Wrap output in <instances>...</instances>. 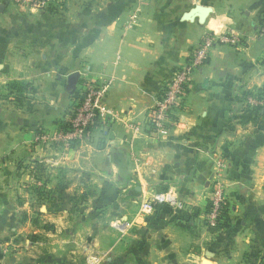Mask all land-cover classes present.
I'll return each instance as SVG.
<instances>
[{"label":"crops","instance_id":"crops-1","mask_svg":"<svg viewBox=\"0 0 264 264\" xmlns=\"http://www.w3.org/2000/svg\"><path fill=\"white\" fill-rule=\"evenodd\" d=\"M263 13L264 0H54L45 11L6 4L0 264H86L90 254L99 264H261L264 111L238 114L235 98L264 94ZM210 32H236L243 45L213 48L176 114L181 125L154 134L147 122L158 95ZM84 81L108 85L104 103L116 118L71 147L51 142L69 128ZM40 172L46 177H32ZM218 177L229 226L212 231L206 209ZM169 189L183 210L142 208ZM51 205L44 218L54 221L53 250L37 241L29 209ZM113 220L131 225L122 232ZM15 235L18 250H2Z\"/></svg>","mask_w":264,"mask_h":264},{"label":"built area","instance_id":"built-area-1","mask_svg":"<svg viewBox=\"0 0 264 264\" xmlns=\"http://www.w3.org/2000/svg\"><path fill=\"white\" fill-rule=\"evenodd\" d=\"M9 3L28 10L45 11L50 9L54 0H0V4ZM259 34L264 35V25L259 29ZM218 45H228L239 49L243 45V36L236 32H210L204 36L189 58L178 66L159 95L147 122L148 127L153 132L158 134L168 131L173 125H180L176 114L183 108L193 75L207 63L212 49ZM107 88L108 85L106 84L93 85L89 84L88 81H84L80 91L81 102L72 110L73 117L70 120L69 129L53 136L51 142H62L66 147H71L75 143L87 139L91 135L92 129L101 122L106 119H115V112L104 103ZM246 105L251 107L264 106V99L249 95L243 103V106ZM209 200L212 208L206 216V225L213 227L216 225L222 205L226 202L224 186L221 183L217 182L214 185ZM161 206H169L176 210L185 208L184 202L177 198L172 189L153 193L150 198L142 202V208L148 212H152ZM113 225L124 232L125 229L130 227L131 223L116 220ZM86 261L88 264H99L100 257L97 254H90L86 257Z\"/></svg>","mask_w":264,"mask_h":264},{"label":"rangeland","instance_id":"rangeland-1","mask_svg":"<svg viewBox=\"0 0 264 264\" xmlns=\"http://www.w3.org/2000/svg\"><path fill=\"white\" fill-rule=\"evenodd\" d=\"M259 31V30H258ZM83 80H85V79H83ZM82 80V81H83ZM82 85H83V82H82V84H81V87H82ZM81 87H80V89H81ZM165 88V87H164ZM164 88L162 89V91L164 90ZM80 91V90H79ZM161 91V92H162ZM161 92H160V94H161ZM159 94V95H160ZM241 94V92L239 91L238 93H237V96L238 95H240ZM79 95H80V92H79ZM159 95H158V98H159ZM158 98H157V100H158ZM79 100V99H78ZM80 102H81V95H80V100L78 101V103H77V105L78 104H80ZM157 102V101H156ZM237 104H238V102H237ZM76 105V106H77ZM236 110H238V114H241V113H243V111H244V114H246V111H245V106H243V103L242 104H238V106H237V109ZM67 116H68V118H70L69 120H71V118L73 117V113H72V110L70 111V113L68 112L67 114H66ZM247 115V114H246ZM179 121V120H178ZM180 122V121H179ZM180 125H181V123H180ZM174 126V125H173ZM172 127V126H171ZM171 127L169 128V129H171ZM151 131H152V129L151 128H149ZM168 129V130H169ZM153 132V131H152ZM154 134H156L155 132H154ZM44 171V170H43ZM28 175H32L31 173H27ZM38 176V177H37ZM30 177V176H29ZM34 179H36V180H39L38 178H42V177H46V173L45 172H40V173H38V174H35V177L34 176H32ZM32 177H30V178H32ZM221 183L223 186H224V183L222 182V180L218 177L213 183H211V185H210V193H211V191H212V188L214 187V185L216 184V183ZM224 193H225V187H224ZM42 208H44V209H47V211H42ZM29 209H30V211H31V215H30V217H31V224H32V227L34 228V229H40V233H38V235H39V238L37 239V241L39 242V244L40 243H42V246H46V247H50L51 248V250H53L54 249V242H52L51 243V241H49L48 240V238H46V236H47V233L48 232H50L51 230H52V226L50 225V224H53V226H54V221H50L49 219H48V217H46V218H44V216H47V215H45V213H50V210H54V205H51V206H29ZM43 209V210H44ZM51 214H54V211L51 213ZM35 218H38L39 219V221L38 220H36V221H34L35 220ZM34 221V222H33ZM116 220H113V222L112 223H114ZM208 227V226H207ZM11 239H3L2 240V243H1V246H2V250H3V248L5 247V250H7V249H10V248H12V249H15L16 251L18 250V247L19 246H21L20 245V243L18 244L16 241H17V236L15 235V236H11L10 237ZM19 240V239H18ZM24 245H30V240H24ZM39 244H36V245H39ZM44 244V245H43ZM4 250V251H5ZM40 251H41V249H40ZM7 253H5V252H3L2 253V260L4 259V261L6 262V259L8 258V257H10V255H6ZM10 254V253H9ZM11 256H12V254H11ZM88 256V255H87ZM86 256V257H87ZM86 257H85V262H86V264H88L87 263V261H86Z\"/></svg>","mask_w":264,"mask_h":264},{"label":"trees","instance_id":"trees-1","mask_svg":"<svg viewBox=\"0 0 264 264\" xmlns=\"http://www.w3.org/2000/svg\"><path fill=\"white\" fill-rule=\"evenodd\" d=\"M264 25V13L262 14L261 18H260V23H259V29L261 27H263ZM249 95H254L256 96L257 98H262L264 99V94L263 93H254V92H250V91H242L240 95L236 96L235 100L236 102L238 103H244L247 96ZM245 111H246V114H252V113H261L264 111V106H258V107H251L250 105H246L245 106ZM69 127V125H66V128ZM69 129V128H68ZM211 203H210V200L208 202V206H207V209H206V216L210 213V210H211ZM228 204H227V201L222 205L221 209H220V213H219V216L217 218V221H216V225L213 226V227H209L210 230L212 231H221V230H224L226 228H228L229 226V219H228ZM205 222L206 219H205ZM258 258V255L256 254L255 255V259ZM261 264H264V261L261 263Z\"/></svg>","mask_w":264,"mask_h":264},{"label":"water","instance_id":"water-1","mask_svg":"<svg viewBox=\"0 0 264 264\" xmlns=\"http://www.w3.org/2000/svg\"><path fill=\"white\" fill-rule=\"evenodd\" d=\"M6 4H0V10H3Z\"/></svg>","mask_w":264,"mask_h":264}]
</instances>
